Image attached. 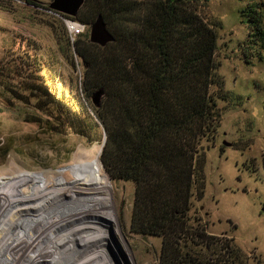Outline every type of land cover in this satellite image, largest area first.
Listing matches in <instances>:
<instances>
[{"label":"trees","instance_id":"1","mask_svg":"<svg viewBox=\"0 0 264 264\" xmlns=\"http://www.w3.org/2000/svg\"><path fill=\"white\" fill-rule=\"evenodd\" d=\"M203 3L84 0L75 17L60 14L86 27L69 50L81 63L84 98L104 135L99 161L110 180L133 183L129 230L160 238L158 264L250 260L233 237L210 234L194 209L205 189L203 143L213 139L221 114L218 103L227 98L215 57L219 24L201 14ZM263 6L256 0L241 10L249 27L248 45L258 43L262 49ZM97 16L114 38L104 46L88 39ZM49 27L58 41L55 24ZM70 64L74 68L72 59ZM36 89L62 109L71 133L92 141L86 119L68 114L46 83ZM98 90L95 106L91 99Z\"/></svg>","mask_w":264,"mask_h":264},{"label":"rangeland","instance_id":"2","mask_svg":"<svg viewBox=\"0 0 264 264\" xmlns=\"http://www.w3.org/2000/svg\"><path fill=\"white\" fill-rule=\"evenodd\" d=\"M50 1L36 0L31 5L24 0H0V177L9 173L8 167L15 171L12 180L0 184L11 185L20 175L39 173L38 178H43L55 171V177L44 179L50 183L48 191L44 190L47 194L37 195L41 206L51 202L49 209H58L65 193L56 181L67 174L64 171L72 154L77 149L91 151L94 146L101 153L104 135L89 107L91 102L85 101L82 66L69 50L72 41L64 18L48 9ZM202 2L201 14L219 24L215 57L227 98L218 103L221 114L213 139L203 143L205 189L194 209L207 222L210 234L234 238L250 256L248 264H264V49L258 43L248 45L249 27L241 16V10L256 0ZM260 21L264 30V6ZM49 24H55L58 41ZM61 48H65L64 53ZM42 83L68 114L87 120L92 141L70 132L62 109L40 96L36 88ZM98 162L106 183L97 184L93 200H77L84 205L72 200L68 206L90 208L92 216L86 220L94 232L87 252L92 253L93 264H158L160 238L129 230L133 183L110 180L99 158ZM9 188L0 189L3 198L13 191ZM19 207L10 209L17 211ZM57 211L47 217L61 210ZM22 215L21 221L28 222Z\"/></svg>","mask_w":264,"mask_h":264},{"label":"bare ground","instance_id":"3","mask_svg":"<svg viewBox=\"0 0 264 264\" xmlns=\"http://www.w3.org/2000/svg\"><path fill=\"white\" fill-rule=\"evenodd\" d=\"M99 153L96 146L88 152L77 149L70 161L65 163L68 170L64 172L67 174L56 181L57 188L65 193L60 199V206H57L61 211L56 215L47 217L58 209H49L47 205L51 202L41 206L43 202L37 195L38 192L48 191L46 189L50 183L44 182V179L55 177L52 175L57 174L55 171L43 178H38L39 173L20 175L11 185L0 184V189L8 186L13 190L4 198L0 193V264H93V255L87 252L94 232L86 220L89 215L92 216L90 208L68 206L72 200H93L97 184L106 183V176L100 174ZM13 168L8 167L9 173L1 174L0 182L12 180L15 172ZM84 171L97 176L84 175ZM13 206L19 207L17 211L10 209ZM22 213L27 216L28 222L21 221L24 216ZM65 227V233H57V230Z\"/></svg>","mask_w":264,"mask_h":264},{"label":"water","instance_id":"4","mask_svg":"<svg viewBox=\"0 0 264 264\" xmlns=\"http://www.w3.org/2000/svg\"><path fill=\"white\" fill-rule=\"evenodd\" d=\"M26 1L36 2V0ZM83 3L84 0H51L48 4V9L55 13L75 17ZM88 39L91 43L99 46H104L105 44L113 41V35L108 31L101 16H97L95 21L89 26ZM100 97L101 91H95L92 94V104L98 106ZM223 145L229 146L227 142H223Z\"/></svg>","mask_w":264,"mask_h":264},{"label":"built area","instance_id":"5","mask_svg":"<svg viewBox=\"0 0 264 264\" xmlns=\"http://www.w3.org/2000/svg\"><path fill=\"white\" fill-rule=\"evenodd\" d=\"M54 14L60 16L59 13L54 12ZM63 21H64V25H65L67 34H68L71 41H73L77 36H79L85 32V29H86L85 25H83L77 21L67 19V18H64Z\"/></svg>","mask_w":264,"mask_h":264}]
</instances>
